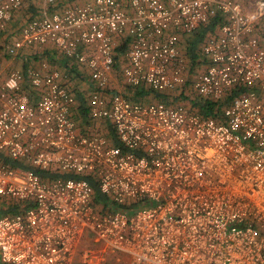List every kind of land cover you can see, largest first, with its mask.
I'll use <instances>...</instances> for the list:
<instances>
[{
  "label": "built area",
  "instance_id": "2783aa9c",
  "mask_svg": "<svg viewBox=\"0 0 264 264\" xmlns=\"http://www.w3.org/2000/svg\"><path fill=\"white\" fill-rule=\"evenodd\" d=\"M27 1L0 0V32ZM37 2L4 53L52 47L85 67L89 119L119 145L79 128L69 73L42 62L2 79L0 59V198L20 207L0 217L2 264H264V1ZM213 19L191 75L180 38ZM120 42L121 87L170 103L118 88ZM39 172L90 178L105 203L86 179Z\"/></svg>",
  "mask_w": 264,
  "mask_h": 264
},
{
  "label": "crops",
  "instance_id": "0c3cea01",
  "mask_svg": "<svg viewBox=\"0 0 264 264\" xmlns=\"http://www.w3.org/2000/svg\"><path fill=\"white\" fill-rule=\"evenodd\" d=\"M65 2L63 4H69L73 3V0H64ZM91 0H79L77 3L79 4H85L86 2ZM241 3V2H240ZM22 16L20 13H18L14 20L10 23V25H14L18 22V18ZM14 22V23H13ZM16 30V29H15ZM5 32V31H4ZM13 32V31H12ZM2 33V32H0ZM196 34V33H195ZM16 35L12 33V41L10 44H12L16 40ZM188 39L189 41L193 40V36H187L182 35L180 38V47H184L185 40ZM187 40V41H188ZM124 44L123 42H120L118 46H121ZM6 49V47L4 48ZM4 49L0 50V59L1 54L3 55L4 59V69L1 71V78L4 79L10 71L12 70H22L27 69L28 67H34L38 68L42 62H47L53 67L54 69H59L62 72H67L70 74V80H64V83H68L69 88H71L73 94L76 97L77 100V107L75 110V118L78 122V126L82 131H90L91 129H95L98 133H103L104 135L109 134V125L106 123H93L88 116L87 111V98L90 92V83H89V71L85 67H81L77 63L67 59L60 51L52 48V47H45V48H32L28 49L27 51H24L21 56L17 59H12L8 57L4 53ZM117 81V79H116ZM144 90V89H143ZM145 91V90H144ZM147 92V91H145ZM148 93V92H147ZM151 93H148L146 96H142L141 100L142 103L148 104L150 102H154L158 100L155 98ZM81 98H83V103L81 102ZM141 103V102H140ZM82 105H84V108L87 111V114L84 113ZM94 125V126H93ZM91 127V129H89ZM19 203H17L15 200L12 199H4L0 198V209L2 211V214L0 217L6 215V214H12L16 213L19 210ZM0 264H2L0 259Z\"/></svg>",
  "mask_w": 264,
  "mask_h": 264
},
{
  "label": "trees",
  "instance_id": "16d2710c",
  "mask_svg": "<svg viewBox=\"0 0 264 264\" xmlns=\"http://www.w3.org/2000/svg\"><path fill=\"white\" fill-rule=\"evenodd\" d=\"M121 1H125V0H121ZM58 2L62 5L65 1L64 0H58ZM38 2L37 0H28L26 6L24 7V9L20 12V14L22 16H25L26 18H28V15H33V16H37L38 15ZM26 21V20H25ZM221 20L220 19H213L212 21H210L206 26L202 27L196 34L192 35L193 36V40L190 41L189 43V47H187V51L185 50V57L188 61V67H189V71L191 73V75H193V73L195 72V70L198 68L199 66V60L202 58L201 55V49L202 46L204 45L205 41L207 38L211 37L217 30L219 24H220ZM263 23V33L260 36L259 32H260V27ZM261 25L259 26V28L257 29V35L260 36V38H262V40L264 41V21H262ZM7 31V29H6ZM10 45V44H9ZM8 46V45H7ZM6 46V47H7ZM128 49V43H124L121 46H118L116 48V58H115V65H114V69H115V75L117 76V78L121 81L122 80V66H123V57L124 54L126 52V50ZM192 77L190 78L189 83L191 82ZM125 94L128 95V97L130 98L131 101L133 102H141L140 101L142 98V96H146L148 93L145 92L143 89L141 90H137L134 91L133 88L131 87H126L125 88ZM156 95L155 98L160 99L162 101H165L166 103H170V100L168 99L167 96L165 95H160V94H154V96ZM181 101L183 100H190L193 104V108L195 110H197L200 114H202L203 116H212V117H216L215 114V110L217 108L216 105H213L211 103H207L206 101L198 98V97H185V95H180ZM192 98V100H191ZM81 102L83 103V98H81ZM83 111L84 113L87 114L86 109L84 108V105H82ZM221 106H219V111L221 112ZM108 138L110 139V141L115 144V145H119V141L117 139V136L114 132V130L112 128H110V132L108 134ZM13 167L15 168H26L28 169V167H26L25 165L21 164V163H15L12 162L11 163ZM39 175H41L44 178H57L60 176H64L65 178H76V179H86L88 180L92 186L94 187L95 190V201L100 204V203H105V198L103 197V195L101 194L99 188H98V184L91 180L90 178H86V177H78V176H73V175H57V174H46L43 172H39ZM15 213V212H14ZM17 213V212H16ZM13 214V213H12Z\"/></svg>",
  "mask_w": 264,
  "mask_h": 264
},
{
  "label": "rangeland",
  "instance_id": "374dc122",
  "mask_svg": "<svg viewBox=\"0 0 264 264\" xmlns=\"http://www.w3.org/2000/svg\"><path fill=\"white\" fill-rule=\"evenodd\" d=\"M73 1H79V0H73ZM84 1V0H83ZM126 1V0H125ZM235 1H238V2H241V4H243V6L247 9V10H252V9H254V6H255V4L258 2V1H261V0H235ZM262 1H264V0H262ZM19 20H18V22L17 23H15L14 25L12 24V25H8V27H7V31H5V32H2V33H0V50H3L7 45H9L10 44V42L12 41V33L14 34V35H16V33H17V31H18V29L24 24V22H25V20H26V17L25 16H20L19 18H18ZM264 21V20H263ZM14 23V22H13ZM16 29V30H15ZM13 31V32H12ZM262 33H263V23H262V25H261V27H260V32H259V34H260V36L262 35ZM260 36H259V38H260ZM188 39H186L185 40V45H184V47H180L181 48V51H183V53H185V50L187 51V47H189V43H190V41L188 40ZM261 40H262V38H261ZM263 41V40H262ZM264 42V41H263ZM3 54V53H2ZM1 54V59L3 58L4 59V57H3V55ZM117 81H118V88L120 89V90H125V89H123L122 87H121V83H120V80L117 78ZM1 214H2V211H1V209H0V216H1ZM93 238V235L92 234H89L88 235V238Z\"/></svg>",
  "mask_w": 264,
  "mask_h": 264
}]
</instances>
